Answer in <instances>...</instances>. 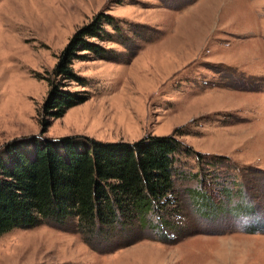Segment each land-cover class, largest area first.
<instances>
[{
	"label": "rangeland",
	"instance_id": "obj_1",
	"mask_svg": "<svg viewBox=\"0 0 264 264\" xmlns=\"http://www.w3.org/2000/svg\"><path fill=\"white\" fill-rule=\"evenodd\" d=\"M100 14L112 24L93 39L97 54L73 64L87 84L71 90L88 98L42 132L39 78ZM175 130L174 206L149 214L139 240L109 235L92 250L72 223L14 229L0 264H264V0H0L5 162L9 145L33 159L48 140Z\"/></svg>",
	"mask_w": 264,
	"mask_h": 264
},
{
	"label": "trees",
	"instance_id": "obj_2",
	"mask_svg": "<svg viewBox=\"0 0 264 264\" xmlns=\"http://www.w3.org/2000/svg\"><path fill=\"white\" fill-rule=\"evenodd\" d=\"M108 20L100 14L76 30L48 77L39 78L48 85L39 119L42 132L87 100L86 92L71 90L87 84L73 64L97 54L93 39H101L102 24H112ZM177 131L133 143L81 136L48 140L36 147L33 159L9 145L7 162L0 154V237L14 229L72 223L71 230L92 250L109 235L118 243L136 242L149 214L174 206V156L182 147ZM120 248L115 244L114 250Z\"/></svg>",
	"mask_w": 264,
	"mask_h": 264
},
{
	"label": "crops",
	"instance_id": "obj_3",
	"mask_svg": "<svg viewBox=\"0 0 264 264\" xmlns=\"http://www.w3.org/2000/svg\"><path fill=\"white\" fill-rule=\"evenodd\" d=\"M254 223H255V226H253ZM248 224H249V227L247 229L252 228V229L256 230V229L260 228V222L259 221L254 220L253 222L248 223Z\"/></svg>",
	"mask_w": 264,
	"mask_h": 264
}]
</instances>
